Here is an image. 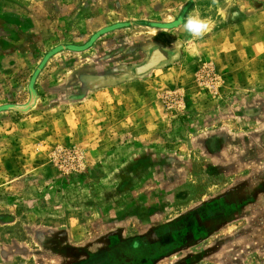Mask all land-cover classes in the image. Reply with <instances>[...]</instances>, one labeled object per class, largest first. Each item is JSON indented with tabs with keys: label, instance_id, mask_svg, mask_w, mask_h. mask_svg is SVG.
Instances as JSON below:
<instances>
[{
	"label": "rangeland",
	"instance_id": "rangeland-1",
	"mask_svg": "<svg viewBox=\"0 0 264 264\" xmlns=\"http://www.w3.org/2000/svg\"><path fill=\"white\" fill-rule=\"evenodd\" d=\"M24 10L13 25L33 34L30 51L0 57V264H177L187 252L197 261L205 228L194 220L223 214L221 199L247 176L255 191L264 182L258 153L237 167L228 165L237 149L217 156L219 135L228 150V134L254 131L238 109L264 97V0H48ZM189 16L209 22L202 37L183 31ZM32 90L28 113L2 110L28 105ZM144 151H155L148 167L158 176L176 169L164 184L144 182L131 202L139 212L71 211L52 193L66 179L96 191ZM261 214L263 205L232 218L249 226ZM153 232L159 244L134 247ZM107 236L111 244L85 248Z\"/></svg>",
	"mask_w": 264,
	"mask_h": 264
},
{
	"label": "flooded vegetation",
	"instance_id": "flooded-vegetation-1",
	"mask_svg": "<svg viewBox=\"0 0 264 264\" xmlns=\"http://www.w3.org/2000/svg\"><path fill=\"white\" fill-rule=\"evenodd\" d=\"M14 36H12V38L9 39L10 42H12L13 38H15ZM17 41H22V36L19 37ZM238 110L242 112L244 115L246 114V116L248 117L247 120L246 119L245 121L243 120L244 126L250 128L253 125L252 129L254 131L252 132L249 129L247 130L249 132L243 133L244 135L228 134L227 136L230 137V139L234 140V143L231 142L232 145L229 146V148H227L228 150L222 149L223 146L225 145L224 143L225 137L219 135L217 141H220L221 144H219V151L217 154L218 158L219 157L222 158L223 152L225 151H231L233 149L234 150L237 149L238 152H240L239 153L240 155H236L234 159L235 158L240 159L244 157L243 154H246L248 152H250L252 155H254V153H258L257 156H252V157H257V159H264V97H261L258 100L251 99L243 103V105ZM154 152L155 151H144L134 156L125 157L124 163L117 170L109 173L103 179L102 183H100V187H98L99 190L97 188L96 191H92V189L86 188L84 182L81 183L66 179V181L61 183L62 187L61 188L58 187L57 189H54L52 193L53 195H56V197L60 195V199L64 207H66L71 211L83 210V211H92V212L99 211L100 213H109L111 211L117 210L120 212L121 211L139 212L140 208L138 207L139 204H137L136 199L133 203L131 202L134 198L135 193L143 188L144 182L145 181L147 182L150 178H153L156 182L158 181L159 183L164 184L168 182L169 179L175 175L174 169L176 168L170 169V171L167 172L166 175L163 174V177H160L157 175V173H155L153 168L148 167L150 164L148 163V159H158L156 158L157 156L154 155ZM161 159H182V158L162 156ZM153 163L155 164V162L152 161L151 166L153 165ZM207 206H208L207 203H204V205H201L199 207L198 212L200 210H202L201 212H205L208 209L206 208ZM152 207L150 208L151 210H146V211H150V213H152V211L155 210ZM216 211L217 212L219 211L218 206L216 207ZM190 214H185L182 217L183 220L181 219V221L185 222L187 216L189 217ZM228 214L229 212L226 209L223 214L222 213L218 214L215 212V216L217 215L222 216L223 218H225L223 219L222 222H225L227 225L228 224L230 225L231 222L233 223L235 221L232 219L227 220V217L231 216ZM120 217L121 215H119L118 221L122 219ZM194 222L196 224L193 225L194 223L192 222L193 224L190 226V228L193 227H196L198 229L206 228L204 226V220L202 221L201 218H199L198 220H194ZM169 226L172 227L174 225L172 223V225ZM103 238H104L103 241L98 239H92L91 241L89 240L88 243L85 245L86 246L85 248H88L90 246L95 247L98 244L104 245L105 243L106 244L112 243L111 240L113 239L112 236H107ZM130 240L132 239L121 242L117 241L116 242V245H118L117 248L125 244H128L129 242H131ZM205 240L206 239L204 237L202 236L200 237L199 245H204V247L199 252L200 257L197 260L199 261L198 262L199 264H205L206 256L209 259V258H214L217 255H221V256L224 255L219 264H247L248 260L252 258L256 259V257H260L257 256V254L261 255L263 253L264 255V247L263 246L258 247L257 246L258 244L253 245L254 252L247 251L246 253L241 251V253L236 254L235 257L233 258L231 256L226 255L227 252L221 251V249H217L216 252L211 253L213 248L211 247V249L208 251L207 249L208 248L207 246H209L207 245L208 241L206 242ZM133 241H135V245H134L135 248L159 244V239L156 236L155 232L151 233L149 237L147 236L136 237V239H133ZM260 249H262L263 251ZM258 252L261 253L259 254ZM80 253L81 255L86 254V256L90 259V253L88 251L87 252L80 251ZM187 253L188 255L182 256L183 258L182 262L177 264H193V262H197L196 259L192 261L189 252ZM187 256H189L188 257L189 259H186ZM154 264L156 263L154 262ZM259 264H263V263H259Z\"/></svg>",
	"mask_w": 264,
	"mask_h": 264
},
{
	"label": "crops",
	"instance_id": "crops-1",
	"mask_svg": "<svg viewBox=\"0 0 264 264\" xmlns=\"http://www.w3.org/2000/svg\"><path fill=\"white\" fill-rule=\"evenodd\" d=\"M42 1L48 2V0H0V5L7 4L6 8L1 7L2 11L0 12V57H3L5 56V54H8V53H15L14 51L15 47L19 48V49L17 48L16 51H20V50L30 51L32 46H30L31 45L30 42L27 43V41L25 40H27L26 38L32 36L33 34L32 33L22 34L19 31L16 32L14 28L15 25H13V22L16 19L21 18V16L17 14L20 12L19 11L20 7L23 9V11H25L24 10L25 4L42 2ZM49 1H53V0H49ZM16 34L22 36V41L16 42L13 38L12 42H10L9 40L10 38H8L7 36L8 35L14 36ZM229 161L230 162L228 163V165L233 166V167L234 166L237 167V164L241 163L240 159H229ZM226 174L227 172H223L221 177L225 176ZM242 180H244L242 181V184L238 185V187L234 189L235 192L232 191V192L227 193V197L225 198L227 202H225L224 199H221L220 201L221 206H224L226 210L229 212L228 215H231L230 217H227V220L232 219L235 222L233 223L231 222L230 225L229 224L227 225L225 222H222L223 219L225 218H223L222 216H218V215L215 216L214 218L206 216V218L204 219V226L206 227L205 229L212 228L214 229V232L216 231L215 233L216 236H215L214 234H211V232L208 233L207 230H205V234H204V238L206 239L205 241L206 242L208 241L207 243H210V245L207 246L208 251L211 249V247L212 248L216 247V249H221V251L227 252L226 255L231 256L233 258L235 257L236 254H238L236 251H239V253H241V251L246 252V253L247 251L254 252V246H253L254 244L255 245L258 244L257 245L258 247H261V246L264 247V214H261L260 216L262 217H258V219H253L254 222L249 226H247L249 222H247V220L243 218H232V217H239L242 214H245L248 216V213H251V214H255V212L260 213L262 205L264 206V186H263L264 182L262 181L260 183L262 185L259 184L260 186L257 185L259 186L258 188H261V190L255 191L256 187L254 184L253 176H247L246 179H242ZM256 192L258 194H256ZM234 202H238V204L236 203V205L238 206L237 209H234L232 206ZM245 226L247 227L242 228ZM232 228H236V229L242 228L243 231H241L242 229H240L239 235L236 238L230 235L229 233ZM234 244H236L235 246L236 248H238L237 250L235 249L236 250L235 253L232 250L233 248L232 246ZM219 245L221 247H219ZM211 253H213V251H211ZM223 256L217 255L216 257H214V259H216L218 262V261H221ZM257 256H260L261 258L256 257V260H264L263 253L261 255L257 254ZM210 259L212 258L208 259L206 256L205 264ZM248 261H247V264H248Z\"/></svg>",
	"mask_w": 264,
	"mask_h": 264
},
{
	"label": "clouds",
	"instance_id": "clouds-1",
	"mask_svg": "<svg viewBox=\"0 0 264 264\" xmlns=\"http://www.w3.org/2000/svg\"><path fill=\"white\" fill-rule=\"evenodd\" d=\"M209 29V22L199 17L189 16L183 24V31L193 39L202 37Z\"/></svg>",
	"mask_w": 264,
	"mask_h": 264
},
{
	"label": "water",
	"instance_id": "water-1",
	"mask_svg": "<svg viewBox=\"0 0 264 264\" xmlns=\"http://www.w3.org/2000/svg\"><path fill=\"white\" fill-rule=\"evenodd\" d=\"M153 65V62H149L148 65L145 67V69L151 68ZM37 101V94L34 90L31 91V99L28 105L26 106H9L2 108V110H7V111H13L15 113H28L35 105ZM1 110V111H2Z\"/></svg>",
	"mask_w": 264,
	"mask_h": 264
}]
</instances>
